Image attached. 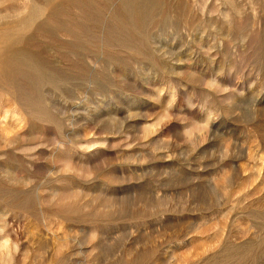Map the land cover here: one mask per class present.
Returning <instances> with one entry per match:
<instances>
[{
  "label": "rangeland",
  "instance_id": "rangeland-1",
  "mask_svg": "<svg viewBox=\"0 0 264 264\" xmlns=\"http://www.w3.org/2000/svg\"><path fill=\"white\" fill-rule=\"evenodd\" d=\"M0 2L4 26L81 11ZM140 6L132 46L0 70V264H264V0L97 11Z\"/></svg>",
  "mask_w": 264,
  "mask_h": 264
},
{
  "label": "bare ground",
  "instance_id": "bare-ground-1",
  "mask_svg": "<svg viewBox=\"0 0 264 264\" xmlns=\"http://www.w3.org/2000/svg\"><path fill=\"white\" fill-rule=\"evenodd\" d=\"M74 1L81 9L80 13H73L67 9L63 15H40L41 13L39 15H34L35 13L33 15H13L14 22H9L5 26L0 25V27L3 26L0 28V70L11 69L17 72L19 69H24L21 71H26L25 73L29 71L27 74L36 73V77L32 73L30 75L33 77V84L45 83L50 79L49 73L37 63L39 56L32 53L34 49L44 50L48 44L76 52L100 48L102 45L121 49L134 44L130 28H141L145 22L144 6H140L141 9L131 17H126L122 16L123 12L121 16L101 15V11H97V8L107 0ZM94 9L97 13L90 15L94 13ZM41 18L43 20L35 25L36 21Z\"/></svg>",
  "mask_w": 264,
  "mask_h": 264
}]
</instances>
